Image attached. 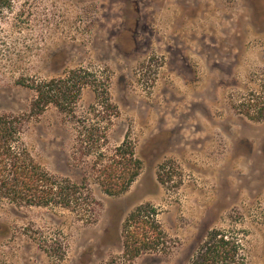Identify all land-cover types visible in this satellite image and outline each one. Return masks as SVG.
Returning a JSON list of instances; mask_svg holds the SVG:
<instances>
[{"label":"rangeland","instance_id":"obj_1","mask_svg":"<svg viewBox=\"0 0 264 264\" xmlns=\"http://www.w3.org/2000/svg\"><path fill=\"white\" fill-rule=\"evenodd\" d=\"M74 69L95 80L74 111L49 105L23 137L49 172L86 185L85 210L0 200V264H189L212 228L233 233L246 264H264V117L242 105L264 90V0H13L0 10V113L29 112L35 92L18 79ZM126 137L143 168L109 195L92 166ZM142 204L166 236L162 250L130 258L123 225Z\"/></svg>","mask_w":264,"mask_h":264},{"label":"trees","instance_id":"obj_2","mask_svg":"<svg viewBox=\"0 0 264 264\" xmlns=\"http://www.w3.org/2000/svg\"><path fill=\"white\" fill-rule=\"evenodd\" d=\"M12 1L0 0V10L10 7ZM17 81L33 90L35 96L27 113H0V200L31 206L61 207L81 214L89 199L86 185L49 172L34 157L23 136L30 117L43 113L51 104L65 112H73L83 89L95 80L90 78L86 70L74 69L67 75L48 81L33 79L28 82L23 78ZM105 94L107 91L104 87L98 88L97 98ZM261 98L264 99V90L242 103L245 113L256 120L264 117L263 101L258 116H251L253 106H257ZM106 100V106L109 107V99ZM98 103L100 105V101ZM97 111L107 114L102 109ZM99 156L92 171L102 190L109 195L126 192L143 168V162L128 137L107 159H104L106 154ZM123 228L126 256L135 258L146 251L162 250L164 244H161V240L166 232L157 219L156 209L150 204L133 209L126 217ZM246 261L244 245L231 231L212 228L202 244H199L189 264H246Z\"/></svg>","mask_w":264,"mask_h":264}]
</instances>
